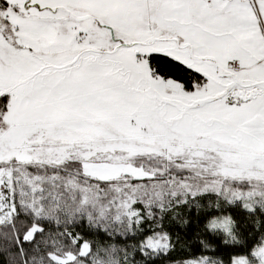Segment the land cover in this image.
Listing matches in <instances>:
<instances>
[{"label":"snow or ice","instance_id":"obj_1","mask_svg":"<svg viewBox=\"0 0 264 264\" xmlns=\"http://www.w3.org/2000/svg\"><path fill=\"white\" fill-rule=\"evenodd\" d=\"M0 264H264V0H0Z\"/></svg>","mask_w":264,"mask_h":264}]
</instances>
